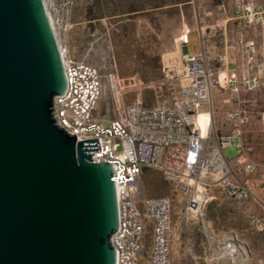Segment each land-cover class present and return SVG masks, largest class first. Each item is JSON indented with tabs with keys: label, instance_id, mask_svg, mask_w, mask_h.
<instances>
[{
	"label": "built area",
	"instance_id": "1",
	"mask_svg": "<svg viewBox=\"0 0 264 264\" xmlns=\"http://www.w3.org/2000/svg\"><path fill=\"white\" fill-rule=\"evenodd\" d=\"M222 37L211 66L202 33L198 32L199 50L165 54L161 59V76L155 98L148 104L138 98L118 103L112 118L97 111L101 94L99 70L92 64L70 57L60 47L63 70H68L65 91L55 94L51 116L55 125L72 136L75 142L96 139L97 151L91 162L114 165L111 175L121 179L116 186L117 229L108 240L115 250L116 261L138 264L142 252L141 238L145 222H150V246L146 264H173L171 240V202L167 196H145L141 184L143 168L157 171L173 190L182 196L180 217L202 220L211 186L220 187L226 198L242 201L264 193V154L251 159L252 144L243 140L248 115L240 106V91L250 92L264 80V0H230L216 6ZM258 29L259 41L244 38L243 32ZM234 33V37H229ZM186 32L181 42L187 43ZM239 54L242 60L239 61ZM227 90L234 106L224 113L229 128L218 132L212 121L213 89ZM67 99V106H60ZM264 118V110L260 113ZM202 118L204 127L198 119ZM236 150L235 161L243 164L255 180H239L223 149ZM245 220L264 235V215L246 212ZM220 238L216 257L237 261L238 251L224 255ZM236 243V240H230Z\"/></svg>",
	"mask_w": 264,
	"mask_h": 264
},
{
	"label": "water",
	"instance_id": "2",
	"mask_svg": "<svg viewBox=\"0 0 264 264\" xmlns=\"http://www.w3.org/2000/svg\"><path fill=\"white\" fill-rule=\"evenodd\" d=\"M64 91L43 0H0V264H115L114 165L90 161L96 139L54 124Z\"/></svg>",
	"mask_w": 264,
	"mask_h": 264
},
{
	"label": "rangeland",
	"instance_id": "3",
	"mask_svg": "<svg viewBox=\"0 0 264 264\" xmlns=\"http://www.w3.org/2000/svg\"><path fill=\"white\" fill-rule=\"evenodd\" d=\"M44 0L56 40L67 54L98 68L101 94L97 111L112 118L118 103L135 99L150 103L158 93L151 84L161 76V59L165 54L181 51V38L186 32V51L199 50L198 32L205 40L211 58L218 50L222 30L215 15L216 6L230 0ZM262 1V0H257ZM175 2V3H173ZM156 4H163L154 7ZM211 64L215 66L214 59ZM232 106L224 89L212 95L213 119L221 121ZM240 106L249 117L245 138L251 142L254 155L264 153V84L240 96ZM201 120V119H200ZM221 128V132H225ZM224 156L232 160L236 150L225 147ZM253 181V180H251ZM142 185L147 196H167L172 216L180 213L181 196L153 169L144 168ZM209 195L216 198L206 206L205 214L236 225L238 242L237 264H264V235L254 231L245 220L248 202L234 201L224 196L220 187H212ZM185 233L193 241L199 238L200 224L193 216H185ZM220 221L214 220V227ZM150 229L143 233L142 252L138 264H146ZM196 250V247H195Z\"/></svg>",
	"mask_w": 264,
	"mask_h": 264
},
{
	"label": "crops",
	"instance_id": "4",
	"mask_svg": "<svg viewBox=\"0 0 264 264\" xmlns=\"http://www.w3.org/2000/svg\"><path fill=\"white\" fill-rule=\"evenodd\" d=\"M228 35H229V37L233 38L235 34L229 33ZM243 36H244V38L252 39L256 43L259 41L258 29L245 30L243 32ZM206 47H208V46L206 45ZM217 48H218V50L216 51L213 58H211L210 52L207 49V53L209 56V62L211 61V59H214L217 52L220 51V47L217 46ZM185 49H186V46L183 45L181 42V51H183ZM241 60H242V56L239 54V61H241ZM210 65L213 66L211 64V62H210ZM263 84H264V80H263V83L261 85H263ZM214 90H218V89L214 88L212 90V95L214 93ZM243 93H246V92L241 90L239 93V98ZM211 115H212V121H213V125H214L215 129L218 132H221V128H225L226 129L225 132H226L228 130L230 124L224 120V114H223L220 122H217L213 119L212 101H211ZM248 121H249V117H248ZM248 121H247L246 125L243 127V140L245 143L251 144V142H248L246 140L245 134H244L245 133L244 132L245 127L247 126ZM199 123L202 127H204V121L202 120V118H199ZM261 155L255 156L254 150H253V152L248 154V157L251 159H258ZM229 162L231 164V167L234 170L236 177L239 180H241V181L255 180V175L254 174H247L244 170L243 164L236 162L235 157L232 160H229ZM143 169H142V173H143ZM141 184H142V174H141ZM212 187H215V186H211L207 190V194L210 197V200L208 201L206 206L210 205L211 200L216 198L214 195H209V192H210ZM142 188H143V185H142ZM143 192L145 194L144 188H143ZM254 195H255L254 198H247V199L242 200V202H248L250 204V207L248 208V210L246 212L261 213L264 215V193L258 189L255 191ZM145 196H147V195L145 194ZM181 199H182V196H181ZM206 206H205V208H206ZM171 208H172V206H171ZM205 208H204V214H203L202 220H198V221L196 220L200 224V227H201V230H200L201 234L199 235V238L196 239V241H193L192 238L190 239V237L185 233V227H184L185 219L180 217V213L178 216L173 217L172 211H171V222H172L173 230H174L172 240H171V258H172L173 264H237V261L235 263H233L232 261H230V259L228 257H216L215 256V250L218 248V242H219L220 238H222L223 236H226L228 233L230 235H233V234L236 235V231H237L236 225L232 226L231 222H227L226 219L218 220L216 217H214V219H210L205 214ZM214 220L220 221V222L216 223V225H219L218 227H214V225H213ZM147 227L150 229V233H151L150 222H145L144 228H143V233ZM143 233H142V238H141V245H142ZM228 235H227V238L229 239ZM149 246H150V241H149V245H148V251H149ZM195 247H196V250H195Z\"/></svg>",
	"mask_w": 264,
	"mask_h": 264
},
{
	"label": "bare ground",
	"instance_id": "5",
	"mask_svg": "<svg viewBox=\"0 0 264 264\" xmlns=\"http://www.w3.org/2000/svg\"><path fill=\"white\" fill-rule=\"evenodd\" d=\"M43 3H44V6H45V9H46V12H47V16L49 18V22L51 24V27L53 29V25L51 23V19L48 15V11H47V8H46V5H45V2L43 0ZM54 31V29H53ZM55 33V32H54ZM57 45L59 47V50H60V45L59 43L57 42ZM61 62H62V65H64V58L63 56L61 55ZM63 73H64V78L65 79H68V70H63ZM60 106H67V99H60ZM198 122H199V119H198ZM200 124V123H199ZM111 179L113 180V182L116 184V186H121V179L117 176V175H111ZM228 239V238H227ZM233 239L235 240V238L233 237ZM229 240H232V237H229ZM239 250V248H238ZM115 264H121V262H115Z\"/></svg>",
	"mask_w": 264,
	"mask_h": 264
},
{
	"label": "trees",
	"instance_id": "6",
	"mask_svg": "<svg viewBox=\"0 0 264 264\" xmlns=\"http://www.w3.org/2000/svg\"><path fill=\"white\" fill-rule=\"evenodd\" d=\"M181 1H186V0H179V1H177V2H181ZM173 3H175V2H173ZM161 5H163V4H156V5H154V7H159V6H161Z\"/></svg>",
	"mask_w": 264,
	"mask_h": 264
}]
</instances>
